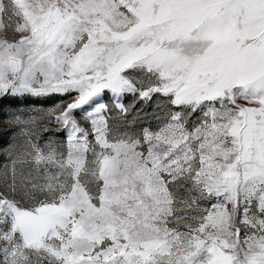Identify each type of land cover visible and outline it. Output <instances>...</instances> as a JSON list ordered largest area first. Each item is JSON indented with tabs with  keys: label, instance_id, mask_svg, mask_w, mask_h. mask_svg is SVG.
<instances>
[{
	"label": "snow or ice",
	"instance_id": "obj_1",
	"mask_svg": "<svg viewBox=\"0 0 264 264\" xmlns=\"http://www.w3.org/2000/svg\"><path fill=\"white\" fill-rule=\"evenodd\" d=\"M0 264H264V0H0Z\"/></svg>",
	"mask_w": 264,
	"mask_h": 264
}]
</instances>
